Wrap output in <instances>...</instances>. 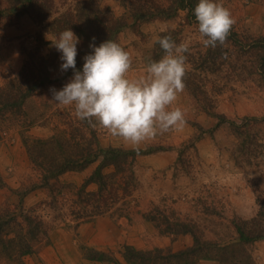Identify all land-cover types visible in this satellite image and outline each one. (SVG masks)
<instances>
[{
    "label": "rangeland",
    "instance_id": "obj_1",
    "mask_svg": "<svg viewBox=\"0 0 264 264\" xmlns=\"http://www.w3.org/2000/svg\"><path fill=\"white\" fill-rule=\"evenodd\" d=\"M49 1L51 16L38 24L28 14L15 16L25 6L13 10L11 0H0V87L20 74L31 54L49 61L52 81L28 98L19 114L0 118V211L9 210L16 222H22V213L33 215L42 229L33 254L20 262L1 257L0 264H129L126 247L161 253L160 263L174 264L170 254L192 248L197 240L216 247L196 264H264V238L241 243L235 229L239 221H249V227L264 231V215L253 221L264 203V1L217 0L235 24L226 45L213 49L204 47L198 22L188 21L187 9L171 18L133 20L136 5L153 11L155 5L176 8L181 0H97L102 13L128 19L129 27L114 42L132 54L133 77L164 55L162 49L157 52L156 37L168 33L177 44L189 45L185 89L172 106L183 111L184 127L139 146L77 119L72 107L49 102L50 89L62 90L74 76L61 71L51 23L83 0ZM65 137L82 147L91 143L95 150L146 154L125 165L116 199L106 189V207L103 195L89 196L98 193L99 184L86 183L103 157L43 185L27 143L53 140L55 153ZM114 172L113 167L103 171ZM98 205H103L99 214L106 208L107 213L96 216Z\"/></svg>",
    "mask_w": 264,
    "mask_h": 264
},
{
    "label": "trees",
    "instance_id": "obj_2",
    "mask_svg": "<svg viewBox=\"0 0 264 264\" xmlns=\"http://www.w3.org/2000/svg\"><path fill=\"white\" fill-rule=\"evenodd\" d=\"M11 2L12 7L10 9L13 10H16L19 6H25L21 14L18 13L15 15L18 19L25 13L31 16L35 22L41 24L51 16L53 4L49 0L45 2L46 4L40 0H11ZM197 4L198 0H181L176 8L173 6V3L169 8L155 5L152 7L153 11L150 10L151 7L146 8V6L136 5L133 20L141 23L156 17L171 18L177 14L178 10L187 9L189 12L188 21H196L194 9ZM51 26H53L52 33L55 37H59V34L66 29H71L79 37L81 46L76 58V70L82 71L85 62L84 57L93 54L90 45L94 43L98 47L106 41H115L118 35L125 28L129 27V23L125 17L116 18L109 12L102 13L99 10L97 0H83L75 9H70L68 13L53 19ZM164 36L169 35L165 33L161 38ZM93 37L95 41H93ZM159 50L161 51V48L157 43V52ZM50 67L51 64L48 60L37 59L34 54H31L20 74L10 84L0 87V118H4L8 114H19L28 98L39 93L52 83L50 79ZM68 72H70L67 73L69 76L74 75L72 69H69ZM52 141L49 142V145L47 143L48 141L45 143L38 142L34 146L27 143L30 160L34 168L42 174L43 185L45 187L49 186L52 180H56L65 173L82 171L88 164L95 162L99 157H103V163L98 167L93 177L86 183L96 182L99 184L98 193L89 196L96 198V195H103L106 207L109 205V202L104 199L106 189H109L108 195L112 199H116V186L119 187L118 182L120 183L122 172L126 170L125 165H133L137 156L146 154L142 151H124L119 148H99L95 150V148L91 147V143L88 147H82L79 144L75 145V143H71L72 141L66 137L60 145L56 146L59 148V153H54L50 146ZM95 143L96 147H98L97 141ZM74 146L77 147L73 151H70ZM73 152L78 154L74 155L72 154ZM110 167L115 168L116 172L105 175L103 171ZM112 176L119 179L113 178L115 181L112 184L106 183L107 180H113ZM83 187L85 188L86 184ZM123 188H125V191H128L129 187ZM95 208L96 216L107 213V208L104 212H101L102 214L98 213L103 208V205H98ZM261 208L262 210H260L253 221L259 220L260 216L264 215V203ZM21 215L22 222H18V220L16 222L17 218L9 210L5 212L0 211V258L7 257L20 262V258L33 254L35 251L34 244L38 241V234L42 232L41 222L33 215L28 216V213H22ZM119 217L125 216L119 214ZM250 224L249 221H239L235 224V229L241 243H252L253 241L264 238L263 229L251 228L249 227ZM15 230H18V233H14ZM215 247V244H203L197 240L192 248L171 253L170 258L174 260V264H193L191 263L193 260L194 264H196L195 262L202 258L201 255H206L207 258V252H211ZM124 257L129 264H162L160 262L161 260L163 261L161 253L157 255L153 254V252H140L132 247L125 248ZM241 262L243 261H239V263Z\"/></svg>",
    "mask_w": 264,
    "mask_h": 264
},
{
    "label": "clouds",
    "instance_id": "obj_3",
    "mask_svg": "<svg viewBox=\"0 0 264 264\" xmlns=\"http://www.w3.org/2000/svg\"><path fill=\"white\" fill-rule=\"evenodd\" d=\"M194 16L204 47L226 45L235 24L229 9L217 0H199ZM153 42L160 45L164 55L159 61H149L143 73L135 77L131 75L132 54L112 40L98 47L91 44L93 54L84 57L83 70L79 71L76 58L80 39L71 29L64 30L51 43L62 53L61 71L72 69L74 76L62 90L50 89L49 102L60 108L72 107L77 119L105 129L132 146L181 130L185 115L172 106L185 89L189 45L177 44L170 35L156 37Z\"/></svg>",
    "mask_w": 264,
    "mask_h": 264
}]
</instances>
